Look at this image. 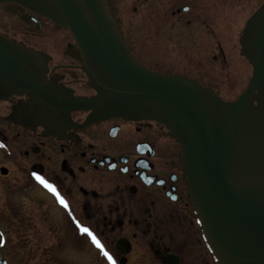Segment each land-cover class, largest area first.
I'll use <instances>...</instances> for the list:
<instances>
[{"label": "flooded vegetation", "instance_id": "af4514ba", "mask_svg": "<svg viewBox=\"0 0 264 264\" xmlns=\"http://www.w3.org/2000/svg\"><path fill=\"white\" fill-rule=\"evenodd\" d=\"M183 2V8L172 15L183 12V32L197 38L194 48L204 40V25H197L198 18L189 19L196 0ZM263 3L241 0L229 13H215L216 25H207L215 38L206 44L210 58L220 59L225 70L240 64L228 89L227 79L219 75L216 85L207 81L203 62L188 61L196 72L180 77L227 102L238 99L253 73L241 54V41ZM0 37L18 55L25 51L37 59L35 73L46 96H33L9 77L10 72L21 77L22 66L19 61L12 63L11 48L2 44L0 253L4 263L30 264V257L38 256L41 264H112L83 227L116 264H221L191 200L182 147L169 130L150 120L96 119L90 109L95 106L77 104V99H91L96 92L66 28L6 2L0 4ZM222 83L230 99L221 95ZM37 176L54 185L59 196Z\"/></svg>", "mask_w": 264, "mask_h": 264}, {"label": "water", "instance_id": "95a60500", "mask_svg": "<svg viewBox=\"0 0 264 264\" xmlns=\"http://www.w3.org/2000/svg\"><path fill=\"white\" fill-rule=\"evenodd\" d=\"M15 3L69 30L96 92L77 104L94 117L150 120L181 145L192 202L221 264H264V3L249 20L241 54L253 68L235 101L177 76L152 72L136 61L105 0H0ZM10 49L33 96L46 99L37 59ZM0 264H5L0 253Z\"/></svg>", "mask_w": 264, "mask_h": 264}, {"label": "rangeland", "instance_id": "374dc122", "mask_svg": "<svg viewBox=\"0 0 264 264\" xmlns=\"http://www.w3.org/2000/svg\"><path fill=\"white\" fill-rule=\"evenodd\" d=\"M240 1L196 0V8L189 13V19L198 18L199 24L197 25H204L202 30L205 35L204 40L196 47L194 45V48L193 41L197 38L187 31L183 32V12L175 16L172 15L176 10L183 8V0H107V5L111 17L116 22L130 49L152 70L159 74L180 77L186 72H196V66L190 65L188 61H199L206 65L202 71L206 74L209 83L216 85V78L219 75L222 79H227L228 89L230 81L237 77V68L240 64H235L229 70H225L220 59L215 62L210 58L206 44H211L215 38L212 37L211 27H207V25L211 22L216 25L214 14L229 13ZM186 37L188 42H186ZM220 42L223 43L222 39ZM201 43L202 48H199ZM205 52L207 56L204 55ZM245 83L242 82L243 85ZM242 84L240 82L238 85ZM223 86L222 83L218 87L222 91L221 95L230 99L226 89L221 88ZM30 259V264H41V257L34 256Z\"/></svg>", "mask_w": 264, "mask_h": 264}, {"label": "snow or ice", "instance_id": "6c2138e0", "mask_svg": "<svg viewBox=\"0 0 264 264\" xmlns=\"http://www.w3.org/2000/svg\"><path fill=\"white\" fill-rule=\"evenodd\" d=\"M37 179L40 180L41 183H43L47 188H49L50 190H52L57 196H59V193L57 192L56 188L54 185L48 183L46 180L43 179V177L37 176ZM61 203L65 204V207H67L66 202L63 200L62 197H60ZM82 231L85 233H88L89 235L92 236L93 242L95 244H97L98 247L101 248V250L104 251V255L106 257H108V259L112 262V264H116L115 260L112 258V256L106 251L104 250V245L96 238V236L94 234H92L90 232V230L88 228H83L82 227Z\"/></svg>", "mask_w": 264, "mask_h": 264}]
</instances>
